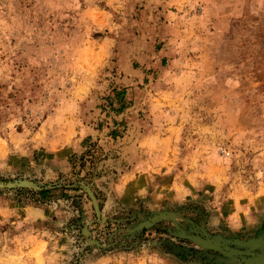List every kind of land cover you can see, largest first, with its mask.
<instances>
[{
  "label": "rangeland",
  "instance_id": "1",
  "mask_svg": "<svg viewBox=\"0 0 264 264\" xmlns=\"http://www.w3.org/2000/svg\"><path fill=\"white\" fill-rule=\"evenodd\" d=\"M176 226L264 232V0H0V264H230Z\"/></svg>",
  "mask_w": 264,
  "mask_h": 264
},
{
  "label": "water",
  "instance_id": "2",
  "mask_svg": "<svg viewBox=\"0 0 264 264\" xmlns=\"http://www.w3.org/2000/svg\"><path fill=\"white\" fill-rule=\"evenodd\" d=\"M164 218H170L174 221L173 213L169 212L157 213L153 216L152 220ZM142 224L138 227H141ZM176 229L179 236L192 240L204 249L216 251L228 257L225 260L221 258V260L227 263L264 264V232L246 239L233 238L226 240L222 239L219 235L211 237L205 231H202V236H199L187 234L178 226H176ZM230 244L236 247H231Z\"/></svg>",
  "mask_w": 264,
  "mask_h": 264
}]
</instances>
